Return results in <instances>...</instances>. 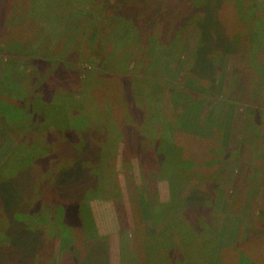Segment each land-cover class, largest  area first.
<instances>
[{
	"label": "rangeland",
	"instance_id": "1",
	"mask_svg": "<svg viewBox=\"0 0 264 264\" xmlns=\"http://www.w3.org/2000/svg\"><path fill=\"white\" fill-rule=\"evenodd\" d=\"M44 5L71 28L36 23ZM111 10L122 26L116 38L107 29ZM233 11L240 29L237 21L225 27ZM7 23L24 25L34 48L49 33L47 48L11 52ZM242 34L262 51L264 0H0V170L9 161L0 177V264H108L106 236L103 261L80 241L95 238L93 212L86 230L79 207L61 210L66 226L54 224L56 200L74 198L87 176L91 207L112 204L126 230L122 264H264V62L260 52L252 73L234 64L229 38ZM85 90L96 94L83 103L95 120H63L78 130L39 129V107L67 98L71 119ZM111 129H122L118 143ZM174 139L190 165L177 160ZM65 159L78 167L88 159L91 170L55 184ZM22 230L33 245H18Z\"/></svg>",
	"mask_w": 264,
	"mask_h": 264
},
{
	"label": "trees",
	"instance_id": "2",
	"mask_svg": "<svg viewBox=\"0 0 264 264\" xmlns=\"http://www.w3.org/2000/svg\"><path fill=\"white\" fill-rule=\"evenodd\" d=\"M63 1V0H62ZM72 4H70V6H71ZM70 6L68 5V7L70 8ZM58 7H60V6H58ZM62 8V7H61ZM246 8H247V6H246ZM246 8L244 7V8H242V9H240V11H242V12H240L241 14H244V12L246 11ZM14 10V8H12V13L14 12L13 11ZM67 11V10H66ZM68 11H70V10H68ZM41 12H42V14L43 15H45L46 16V18H45V24L47 23L48 25L49 24H54V25H57V21H59L60 23H62V24H64L65 26H66V24H67V27H68V30L71 28V25L70 24H68L67 23V21L64 23V21H63V16H62V12L61 13H54V14H51V10H50V8L46 11V8H45V5H44V10H42L41 8H40V11L39 10H36V11H34V13L35 14H41ZM233 13V15H232V19H228V17H227V13H226V16L224 15V23L226 24V28H228L229 27V29H232V27H234V28H238V29H240L239 28V25H240V21H237L238 19H239V14H236V12L235 11H233L232 12ZM41 14V15H42ZM105 14L107 15V12H105ZM108 16V15H107ZM68 17V16H67ZM108 17H110V19L112 20L111 21V24L107 27V29H108V33L110 34L111 32H114L115 33V38H116V36H118L119 35V33H121L119 30H118V28H122V26L119 24V20L117 21V23L119 24V25H116L115 23H114V19L116 18V17H118L117 15H116V13L113 11V10H111L110 11V13H109V16ZM240 17H241V15H240ZM43 20V19H42ZM42 20L40 21L41 23H42ZM49 20V21H48ZM48 21V22H47ZM229 21H231V23L232 24H234V21L236 22V25H234V26H232V27H230V23H228ZM228 23V24H227ZM31 24H33V22L31 21ZM43 24V23H42ZM128 24L130 25V23L128 22ZM7 25H9L8 27H10V32H9V34L12 36V38H10L11 39V41H10V45L12 46L11 48H10V50H11V52H13V51H16L17 52V54H21V53H24L25 54V51H24V49L26 50V52H30V53H32V51L33 50H41L42 52L44 51V49H45V47H46V43H45V40L47 39V35H43V34H40L39 36L41 37V38H39L38 40H40V42H38L39 43V47L38 48H34V44L32 43V41L30 42V43H28V44H25V43H27L28 41H26V40H28V31H27V28H25L24 27V25H22L21 24V26H10V24H8L7 23ZM19 25V24H18ZM227 25H228V27H227ZM77 26V25H76ZM132 26V25H131ZM135 26V25H134ZM133 26V27H134ZM87 27V26H86ZM7 29V28H6ZM88 29V28H87ZM123 29H125V32L123 33V35H126V32L128 31V30H130L128 27H124ZM17 30V31H16ZM242 32H240V34H241ZM64 35L66 34V32H64L63 33ZM33 35V34H32ZM26 36H27V38H26ZM232 37V36H231ZM230 40H229V42L228 43H230V42H232V43H234V45L232 44V45H229L228 47H229V52H231L232 54H235V52L238 50V48H244L243 49V53H245V54H247L245 57L247 58V60L248 61H250V62H255V63H257V66H259V62H260V59H258V57H259V53L261 52L260 50H257V48H255L254 47V42H251V41H249L248 39V37L247 36H244V34H242V35H240L238 38H236V40H234V37L233 38H229ZM242 41V43L243 44H238L239 43V41ZM225 42H227V40L225 41ZM224 44V43H223ZM34 45V46H33ZM23 47V48H22ZM47 48V47H46ZM9 50V51H10ZM50 49H47V51H49ZM239 52H240V50H239ZM241 53V52H240ZM242 54V53H241ZM257 54V55H256ZM45 55V54H44ZM47 57V56H46ZM257 59V60H256ZM10 61L12 60V58L11 59H9ZM261 61H263L264 62V55H262L261 54ZM12 62V61H11ZM39 62H41V61H39ZM15 64V63H14ZM247 64H246V62L245 63H242L241 64V68H244L245 66H246ZM39 72H41L42 74H40L39 76H41V75H44V71H39ZM45 75H49L50 76V74H45ZM244 76V74H241L240 76ZM244 81H246L245 80V78L243 79ZM246 86H247V84H246ZM93 95H96L95 94V92H94V94L92 93V92H86V90L85 91H82L80 94H79V96L78 97H76V98H74V109L76 110V112L77 113H75L74 112V114H71V115H73V118H72V116H71V119L69 118V117H67V115L66 114H69L70 115V112L68 111V105H67V98H64L63 100L60 98V102H55V101H53V102H49V103H45V104H43V106H41V107H39V109H41V112H40V114H42L43 113V121L42 122H40V130H44V129H47V128H49L51 125H55L56 126V128H54V129H58V128H61V129H63V128H65V127H67L66 129L67 130H69V129H72V128H74V127H76L77 128V130L80 128V127H77V125H73V124H71V125H68V126H64V123H62L63 122V120L65 119V118H67L68 119V121H73V120H81V118L83 119H88V117L90 118V119H94L93 117H90L89 116V112L90 111H92L91 109H92V107L91 108H88V105H87V109H85V107H83V103L85 102V103H87L86 102V97L88 98V96L90 97V99H92L93 97ZM80 96H83V97H80ZM81 98H82V103H81ZM9 105H12L11 103L9 104ZM52 105H55L56 107L54 108V107H52ZM15 107V106H14ZM45 107H47L46 108V110L45 109H43V108H45ZM49 107H51L52 108V111L51 112H49V111H47L48 109H49ZM83 107V108H82ZM25 109V108H24ZM35 109H37V108H35ZM90 109V110H89ZM21 113H22V109H18ZM77 114H79V115H81V116H79V117H77L76 115ZM82 114H86V115H88V116H86V117H83L82 116ZM34 118H35V116H34ZM27 118H25V120H26ZM95 120V119H94ZM84 121V120H83ZM88 121V120H87ZM60 123H62V126L60 125ZM53 125V126H54ZM119 125V124H118ZM54 126V127H55ZM61 129H59V130H61ZM81 129V128H80ZM48 131V130H47ZM66 130H63V132H65ZM38 138H41L40 139V141H44V140H46V138H47V136L43 133V135L42 134H40V135H38L37 136ZM122 137H123V132H122V129H117V130H115V129H111L110 131H109V138H111L112 140H113V142L114 143H118L121 139H122ZM132 137H134L133 138V140H129V143H130V145L129 146H131V144H134V148H136L137 147V144L139 143V141H140V139H139V135L137 134H135V135H132ZM38 141V140H37ZM123 141V140H122ZM182 141H183V139H182ZM160 142V145L161 146H164L165 148H166V151L168 152V149H167V147L165 146V144H164V142H162L161 143V139H158V143ZM173 142V144L171 145V149L173 150V152L175 153V155H176V158H177V160L179 161V163H182V165H183V167H185L186 165L185 164H191V163H189L188 161H186V160H184L183 159V155H182V151H184V149L183 148H181L180 147V145L178 144V141H176L175 139H174V141H172ZM157 143V145H159ZM159 145V146H160ZM156 147H158V146H156ZM45 148H46V150L48 151V147L47 146H45ZM79 150H80V148H78ZM16 150H17V148H16ZM17 152H20L19 150H17V151H15V153H17ZM14 153V154H15ZM21 153V152H20ZM138 154V153H137ZM41 156H43V154H41V155H39L38 157H41ZM164 156V155H163ZM38 157H36L35 159H37ZM8 163H9V161L8 162H6L5 163V165L3 166V168L0 170V177L1 178H3L4 176H5V174H7L6 173V171L4 172L3 171V169H6V167H7V165H8ZM90 163H91V161H89L88 159L87 160H82L81 162H80V166L79 167H81V170L83 169V168H85V167H88V168H90ZM77 164H78V161H74L73 159H70V160H64V162H62V164H60V165H58L56 168H55V170L53 171V176H54V178L53 179H56L55 180V184L56 183H58L64 176H70V175H77L80 179H81V177H82V175L81 174H79L80 173V171H79V167L77 166ZM78 168V169H77ZM77 170V171H76ZM90 170H91V168H90ZM9 172H10V170H9ZM54 172H55V174H57L56 176L54 175ZM3 173V174H2ZM83 176H85V175H83ZM89 177L90 176H87V180H86V183L84 184V186H83V188H81V187H79V189L77 188V193L75 194V196H74V198H71L70 200H66V201H63V200H56V204H57V208H56V218H55V220H54V224L55 225H59L60 227H61V225H62V227L65 225L64 224V220L66 221V219H67V217L66 216H62L61 217V214H60V212H61V210L64 208V209H66V208H68V206H72L73 208L74 207H79L78 209H77V213L78 214H81L82 215V222H81V226H82V229H84V230H86L87 228V221L86 220H84L85 219V214L86 215H88L86 212H90V214H91V216H92V207H91V204H89V195H88V190L85 188V185L86 184H88L89 183V181L91 182V180H89ZM85 179V178H84ZM82 180V179H81ZM4 181V180H3ZM5 183V182H4ZM171 185V184H170ZM97 187H98V185H96V187H95V190H97ZM0 190H4L1 186H0ZM84 190L86 191V193H84ZM116 192V191H115ZM116 195V193L114 194V195H111V196H115ZM82 196H84V197H86V198H82ZM75 197H78V198H75ZM119 198H120V195L118 196ZM12 198H13V191H11L10 193H7V196L5 197L4 196V203H5V205H7V203L10 201V205H11V202H12ZM79 198H82V200H80ZM75 199H77V200H75ZM121 201V203L123 202V199H121L120 200ZM72 208V209H73ZM121 212V211H120ZM58 215V216H57ZM76 222H78V221H76ZM66 226V225H65ZM74 227H75V225H74ZM83 230V231H84ZM23 231V230H22ZM87 231H91V230H87ZM85 232V231H84ZM24 233V234H23ZM25 233H28V230H25V231H23L22 232V234H23V236L25 237ZM94 233H95V238H87L86 240L84 239V240H80V241H84V246L85 247H88V248H93V249H95V251H94V253H93V258H95V257H98V254H101V256H102V254H103V252H102V250H101V248L99 247V245H100V242H101V239L102 238H99L100 236H99V234H98V231H97V228H96V226H95V231H94ZM61 239H63L64 241L66 240V239H64V236H65V232L63 231L62 232V230H61ZM19 239V246L21 247V248H25L26 246H31V245H33L34 244V242L32 241V239H31V237H29V235L27 236V237H25V238H20V237H18ZM72 238L73 237H71V238H69L70 239V243H72L73 242V240H72ZM31 239V242L29 241ZM68 240V239H67ZM79 240H75L73 243H76V242H78ZM79 241V242H80ZM193 243V242H192ZM195 244V243H194ZM104 246V245H103ZM197 248V247H196ZM101 260H102V257H101ZM103 261V260H102ZM76 263V262H75ZM104 263H107V259L105 260V262ZM77 264H83V261L82 260H79V261H77ZM98 264V263H97Z\"/></svg>",
	"mask_w": 264,
	"mask_h": 264
},
{
	"label": "crops",
	"instance_id": "3",
	"mask_svg": "<svg viewBox=\"0 0 264 264\" xmlns=\"http://www.w3.org/2000/svg\"><path fill=\"white\" fill-rule=\"evenodd\" d=\"M11 5L13 8V2L11 3ZM3 16H5V13L3 14ZM38 18H39V21L37 20L38 22L36 23H39L43 19L42 20L43 26L46 25L47 27H49L50 24L48 25L47 23L46 24L44 23L45 18H46L45 15L40 14ZM59 24L62 25V23H59ZM47 34L49 33L43 32V35H47ZM243 49L244 48H238L235 54H233L234 64L237 63V65L239 64L241 65L242 63L246 62L247 65L241 69L246 73L248 72L252 73L250 69L253 68V62H250L247 60V58L245 57L247 54L243 53L244 52ZM239 50L242 54L239 52ZM263 51H264V48L262 49L261 54H264ZM234 69L235 70L238 69L237 66H235ZM158 188L161 194L165 193L164 181L159 182ZM97 204L98 205L92 204V211L95 216L96 228H97L98 234L102 237L106 236V238H108V251H107V258H106L108 261V264H122V245L124 244L122 233L126 230L124 229L122 230L120 221L118 220V217L116 216V212L112 204H109L108 202H102V203H97Z\"/></svg>",
	"mask_w": 264,
	"mask_h": 264
}]
</instances>
